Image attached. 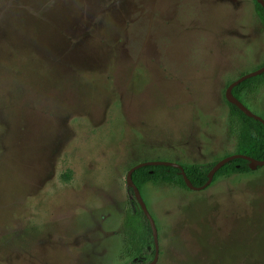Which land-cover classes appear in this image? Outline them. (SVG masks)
Returning a JSON list of instances; mask_svg holds the SVG:
<instances>
[{
	"label": "rangeland",
	"instance_id": "1",
	"mask_svg": "<svg viewBox=\"0 0 264 264\" xmlns=\"http://www.w3.org/2000/svg\"><path fill=\"white\" fill-rule=\"evenodd\" d=\"M263 64L252 0H0V264H137L127 169L233 153L224 88ZM239 100L264 120V83ZM210 183L240 200L140 188L155 223L199 241L159 264H264V165ZM170 196L189 199L183 224ZM152 250L148 234L142 263Z\"/></svg>",
	"mask_w": 264,
	"mask_h": 264
},
{
	"label": "trees",
	"instance_id": "2",
	"mask_svg": "<svg viewBox=\"0 0 264 264\" xmlns=\"http://www.w3.org/2000/svg\"><path fill=\"white\" fill-rule=\"evenodd\" d=\"M253 9L254 15L264 28V10L254 0ZM264 83V72L254 77L247 78L231 89L232 95L239 100L242 94L250 93L259 89ZM225 101V100H224ZM240 101V100H239ZM226 124L228 134L234 140L235 154H243L257 160L264 158V128L262 124L246 115H244L237 107L227 103ZM215 162V161H214ZM210 162L205 166L197 164H180L189 183L198 187L205 181L207 170L214 164ZM252 170L247 166V161L244 159H232L222 166H220L213 174L211 182L217 177L226 178L233 174H245ZM131 180L138 190L145 183L151 184H167L179 189L187 190L183 183L178 169L155 165V166H142L132 171ZM131 195L128 200V207L124 212L122 218V255L134 257L136 260L140 259L143 246L147 242V236L150 234L149 225L144 215L140 211L137 203L132 197V192L127 188ZM153 251V250H152Z\"/></svg>",
	"mask_w": 264,
	"mask_h": 264
},
{
	"label": "water",
	"instance_id": "3",
	"mask_svg": "<svg viewBox=\"0 0 264 264\" xmlns=\"http://www.w3.org/2000/svg\"><path fill=\"white\" fill-rule=\"evenodd\" d=\"M259 6H261V8L264 10V0H254ZM262 72H264V64L258 68H256L255 70L245 73L239 77H237L236 79L232 80L231 82H229L223 91V98L227 103H230L232 105H234L235 107H237L244 115L251 117L257 121H259L263 128H264V120L262 118H260L258 115H255L254 113L250 112L238 99H236L232 93H231V89L232 87H234L235 85H237L238 83H240L241 81L250 78V77H254L258 74H261ZM236 158H240V159H244L247 161V166L253 170L256 167H260L264 165V158L261 160H257L254 159L252 157L243 155V154H235V153H231V154H227L223 157H221L220 159H218L217 161L214 162V164L207 170L206 172V179L203 182V184H201L198 187H194L192 186L188 179L186 178L184 171L182 169V167L180 166L179 163L176 162H170V161H161V160H149V161H141V162H137L133 165H131L124 176V182L126 185V188H129L132 192V197L134 198L135 202L137 203V206L139 207L140 211L142 212V214L144 215L145 219L147 220V223L149 225V231H150V235L152 238V244H153V253H152V258L145 263H138V264H154L156 262L157 259V233H156V228L154 225V221L152 219V217L150 216V214L148 213V211L146 210V207L144 205V202L141 198V195L139 193V190L136 188V186L133 184L132 180H131V173L133 170L142 167V166H155V165H162V166H169V167H173L178 169L181 178L183 180V183L185 184V186L187 187V189L189 190H198V189H203L204 187L208 186V184L211 182L213 174L216 172V170L222 166L224 163L232 160V159H236Z\"/></svg>",
	"mask_w": 264,
	"mask_h": 264
},
{
	"label": "crops",
	"instance_id": "4",
	"mask_svg": "<svg viewBox=\"0 0 264 264\" xmlns=\"http://www.w3.org/2000/svg\"><path fill=\"white\" fill-rule=\"evenodd\" d=\"M203 189H204V193L201 194V196H208V198L206 197V200L201 202L200 208L202 210L203 209L205 210L208 206L210 207L213 204H218V205L222 206V208L224 210H226V207L228 208V210H231V207L234 206V204L236 202H238L241 198L240 191L236 192L235 190L231 189V191L229 190L230 192L223 195V193L221 192V191H223V190H221V187L216 186V188H214V185L212 183H210L208 186L204 187ZM198 190H200V189H198ZM163 202L166 203L167 208H168V206H171L170 208H172V213H171L172 218L179 215L181 218V224H183L185 208L192 207L190 204L187 205V203L189 202V199L187 201H180L176 196H170L167 200H165ZM157 219L158 218H156V220ZM155 224H157V223H155ZM192 225H193V223L185 224V226H187L190 229V231H192V229L194 227V225H193V227H192ZM157 226H159V228H161L162 230L166 227H170L172 229V231L168 232V235L164 238L163 242H161L159 237H158V250L159 251L157 253L156 262L154 264H159L161 260L165 261L167 263L169 260V258H168L169 255L171 254V256L173 255L175 257L177 252L179 253L181 251V249H182L181 246L183 247L185 245V243H186L185 246H191L192 245L190 247V250H191L190 254H193V250H196L199 247V241H198L197 237L194 238L192 236V232H190L188 235L185 232V235H186L185 238L182 236H179V232L177 231V229L180 228L179 225H175V226L169 225V226L162 227L161 222H160L159 224H157ZM157 226H156V228H157L156 230L158 232ZM158 235H159V232H158ZM183 239H185L186 242H184Z\"/></svg>",
	"mask_w": 264,
	"mask_h": 264
},
{
	"label": "flooded vegetation",
	"instance_id": "5",
	"mask_svg": "<svg viewBox=\"0 0 264 264\" xmlns=\"http://www.w3.org/2000/svg\"><path fill=\"white\" fill-rule=\"evenodd\" d=\"M140 262H141V258L137 260V264L140 263ZM133 264H136V263H133Z\"/></svg>",
	"mask_w": 264,
	"mask_h": 264
}]
</instances>
